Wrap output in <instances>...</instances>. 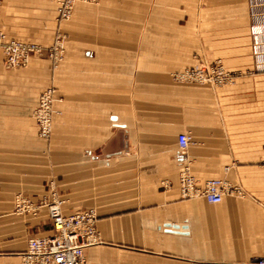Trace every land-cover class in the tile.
Here are the masks:
<instances>
[{"label":"crops","instance_id":"obj_1","mask_svg":"<svg viewBox=\"0 0 264 264\" xmlns=\"http://www.w3.org/2000/svg\"><path fill=\"white\" fill-rule=\"evenodd\" d=\"M251 0H1L9 39L52 45L26 66L0 57V264H21L28 241L55 232L47 205L17 213L19 193L61 201L64 215L97 212L102 244L86 264H253L264 256V72L254 71ZM262 29L255 27V33ZM221 61L234 80L185 81ZM55 91L49 138L34 110ZM190 135L179 153L178 135ZM199 186L227 180L244 195L184 198L179 173Z\"/></svg>","mask_w":264,"mask_h":264},{"label":"built area","instance_id":"obj_2","mask_svg":"<svg viewBox=\"0 0 264 264\" xmlns=\"http://www.w3.org/2000/svg\"><path fill=\"white\" fill-rule=\"evenodd\" d=\"M78 1L96 0H59L58 20H66L72 16L73 8ZM252 3V34L254 71L264 72V0H251ZM1 3V0H0ZM262 29L255 33V27ZM65 35L59 32L50 47L32 42L9 39L0 31V57L6 68L26 66L31 55L48 56L57 65L63 58ZM179 79L189 82L220 86L234 80V71L227 70L221 61L191 67L179 73ZM55 91L46 89L39 96L38 105L34 110L38 133L47 139L53 128V101ZM190 145V135L182 132L178 135L179 153H185ZM179 191L184 198L204 197L209 203H220L225 194L243 195V190L221 178H212L199 186L188 167L179 173ZM47 205L55 232L49 236H36L28 241L27 249L21 254V264H86V251L102 244L96 226L97 212L89 208L74 214L64 215L61 201H32L19 193L15 196L14 206L17 213L31 212L37 214L40 206ZM253 264H264V256L258 257Z\"/></svg>","mask_w":264,"mask_h":264},{"label":"rangeland","instance_id":"obj_3","mask_svg":"<svg viewBox=\"0 0 264 264\" xmlns=\"http://www.w3.org/2000/svg\"><path fill=\"white\" fill-rule=\"evenodd\" d=\"M64 34V33H63ZM65 35V34H64ZM65 38H66V36H65ZM55 40V39H54ZM64 41H65V39H64ZM54 42V41H53ZM53 44V43H52ZM50 47V46H49ZM63 56H64V51H63ZM62 60H63V58H62ZM61 60V61H62ZM60 61V62H61ZM215 62V61H214ZM211 63H213V62H211ZM207 64H209V63H207ZM223 64V63H222ZM224 65V64H223ZM200 66H202V65H200ZM196 67H199V66H196ZM224 67H225V65H224ZM191 68V67H190ZM226 68V67H225ZM227 69V68H226ZM228 70V69H227ZM230 71V70H229ZM244 192V191H243ZM244 195V194H243ZM239 196H242V195H239Z\"/></svg>","mask_w":264,"mask_h":264}]
</instances>
